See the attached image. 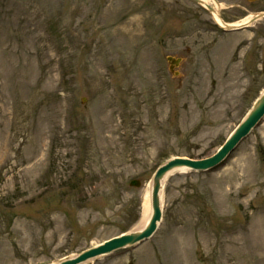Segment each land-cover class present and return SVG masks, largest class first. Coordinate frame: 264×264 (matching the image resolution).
I'll return each mask as SVG.
<instances>
[{"label": "rangeland", "instance_id": "obj_1", "mask_svg": "<svg viewBox=\"0 0 264 264\" xmlns=\"http://www.w3.org/2000/svg\"><path fill=\"white\" fill-rule=\"evenodd\" d=\"M217 1L229 24L264 12ZM263 89L264 18L224 32L194 0H0V264L136 230L158 167L216 153ZM164 195L150 240L85 264H264V119Z\"/></svg>", "mask_w": 264, "mask_h": 264}, {"label": "water", "instance_id": "obj_2", "mask_svg": "<svg viewBox=\"0 0 264 264\" xmlns=\"http://www.w3.org/2000/svg\"><path fill=\"white\" fill-rule=\"evenodd\" d=\"M196 1L202 3L201 0H196ZM209 9L213 11L211 7H209ZM263 16L264 14H259L255 16V18L251 20L250 23L255 22L256 20L262 18ZM234 29H237V27L227 26V30H234ZM176 62L179 63L180 60H177ZM263 117H264V92L261 95V97L257 100L253 109L250 111L247 117L238 126L236 131L223 145V147L217 152V154L204 160L176 158L170 160L169 162H167L161 168L158 169V171L154 176L153 186H152V195H151V203L153 210L152 217L144 229L136 230L133 232L125 233L118 237H114L108 241H105L103 244L87 249L77 256L64 259L56 264H83L89 262L94 258L107 255L113 251L123 249L126 247L135 246L145 241L146 239L150 238L157 230L158 225L162 220L160 193L162 190L163 180L166 177V175L170 171L180 167H186L188 169H193V170H207L215 167L231 151L235 149V147L241 142L243 138L249 135L252 129L257 126V124L260 122V120ZM133 185L138 186L139 183L133 182Z\"/></svg>", "mask_w": 264, "mask_h": 264}, {"label": "bare ground", "instance_id": "obj_3", "mask_svg": "<svg viewBox=\"0 0 264 264\" xmlns=\"http://www.w3.org/2000/svg\"><path fill=\"white\" fill-rule=\"evenodd\" d=\"M202 1L205 5L213 6L215 8L216 11L212 14L213 18L219 24H223L219 16V12H218V9L221 7V4L217 0H202ZM251 18H252V15L247 16L245 19L241 20L240 22L233 23V26H240V25L246 24L247 22L251 20ZM178 170L185 172V171H188L189 169H187L186 167H182V168H178ZM172 172L166 175V179ZM152 212L153 210H152V204H151V188H149V190L146 192L144 199H143L142 216L138 224V228H136V230H142L147 226L148 222L150 221L152 217Z\"/></svg>", "mask_w": 264, "mask_h": 264}]
</instances>
